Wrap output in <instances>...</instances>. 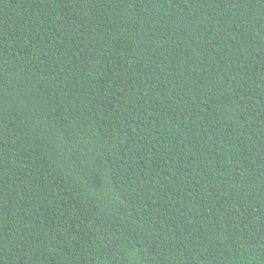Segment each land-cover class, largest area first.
Wrapping results in <instances>:
<instances>
[{
    "label": "trees",
    "instance_id": "obj_1",
    "mask_svg": "<svg viewBox=\"0 0 264 264\" xmlns=\"http://www.w3.org/2000/svg\"><path fill=\"white\" fill-rule=\"evenodd\" d=\"M0 264H264V0H0Z\"/></svg>",
    "mask_w": 264,
    "mask_h": 264
}]
</instances>
